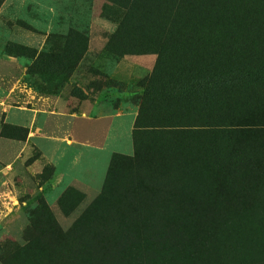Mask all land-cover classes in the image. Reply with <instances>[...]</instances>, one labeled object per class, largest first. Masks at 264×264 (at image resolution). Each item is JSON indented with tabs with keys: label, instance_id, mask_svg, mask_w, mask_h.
Segmentation results:
<instances>
[{
	"label": "rangeland",
	"instance_id": "rangeland-1",
	"mask_svg": "<svg viewBox=\"0 0 264 264\" xmlns=\"http://www.w3.org/2000/svg\"><path fill=\"white\" fill-rule=\"evenodd\" d=\"M200 2L194 0L190 20L208 30L196 37L202 40L196 57L212 39L264 38V0ZM124 14L107 0H4L0 6V264H97L88 243L119 220L126 221L119 230L136 235L122 238L120 264H172L159 254L147 260L138 249L150 233H135L127 220L145 205L219 216L215 238L194 232L200 240L189 246L178 238L173 264H264V243L247 245L243 225V215H264V101L237 108L227 126L205 134L189 127L135 129L143 97H162L167 86L148 87L147 94L141 83L154 62L117 58L115 48L128 33L119 28ZM84 43L72 68L70 58ZM105 58L120 60L126 74L105 75L95 65ZM35 63L44 73L28 72ZM105 91L115 92L112 103L125 114L106 135L74 130L73 114L87 113L91 127L106 120L111 104L102 103L111 99L100 94V104H90ZM215 135L227 144L222 154L209 146ZM246 248L253 252L249 260Z\"/></svg>",
	"mask_w": 264,
	"mask_h": 264
},
{
	"label": "trees",
	"instance_id": "trees-1",
	"mask_svg": "<svg viewBox=\"0 0 264 264\" xmlns=\"http://www.w3.org/2000/svg\"><path fill=\"white\" fill-rule=\"evenodd\" d=\"M3 1L0 0V6ZM107 1L125 11L119 28L127 29L128 33L121 45L115 48L117 58L155 55L151 74L141 86L145 87L147 94L150 93L148 87L156 84L167 86L162 97H148L147 94L143 97L134 123L135 129L164 128L175 132L189 127L194 133L205 134L201 130L207 133L227 126L225 120L237 108L256 100L264 101V38L245 36L243 46L232 38L212 39L200 57H196L202 42L196 37L208 29L197 19L190 20L194 17V0ZM204 2L208 0L200 3ZM85 50L84 43L70 58L72 68ZM27 70L31 74L44 73L38 69L37 63L28 66ZM195 87H199L196 93L193 90ZM212 139L209 146L216 147L218 154H222L225 148L227 151V144L222 138L215 135ZM166 143L170 145L171 140L167 139ZM48 177L49 174L46 179ZM201 212L206 214L203 218H200ZM208 213L137 206L129 215L127 224L135 233L141 228L150 233L145 242H137L138 249L142 250L147 260L159 254L158 260H169L173 264L179 259L176 253V248L180 247L177 246L180 244L178 238L181 237V244L186 246L191 243L195 245L200 240L194 232L215 238L214 230L221 228L218 225L219 216H208ZM109 223L102 228L98 237L88 243L87 252L92 253L97 264H120L123 257L119 256L120 245L124 242L122 238L126 235V238L135 239L136 236L119 230V225L126 223L125 220ZM243 225L244 233L249 235L246 237L247 245L253 249L262 245L260 242L264 243V215H243ZM194 226L196 229H191ZM249 226L253 228L249 229ZM116 231L123 233V236L117 238ZM110 238L115 239L109 242ZM165 247L175 251L166 252ZM243 256L249 260L253 256L252 250L246 248Z\"/></svg>",
	"mask_w": 264,
	"mask_h": 264
},
{
	"label": "crops",
	"instance_id": "crops-1",
	"mask_svg": "<svg viewBox=\"0 0 264 264\" xmlns=\"http://www.w3.org/2000/svg\"><path fill=\"white\" fill-rule=\"evenodd\" d=\"M89 51H90V49H89ZM86 55H88V52L85 54L84 58L86 57ZM154 57L156 59L155 55H154ZM154 57H153V55H142V56H137L134 58L149 59L148 61L155 63ZM121 59H123V58H120V60ZM120 60H117L114 63H111V61L109 59H106V58H105V60L96 59L95 65L98 68H100L101 71L105 72V75H107L109 78L118 79L119 76H124V74H126V73H124V69L120 68L121 66L118 63ZM154 63H153V66H154ZM100 94H104L107 97H109L108 100L111 99V101L109 100L108 103H102V104H111V105H109V108L107 110L105 109L106 114H108L106 120L105 121L103 120V122L100 123L101 125H99L97 127H91L85 121V119H87V117H89L87 113L81 112L79 114V116L77 114H73L74 122L77 121V124L75 126H73L74 130L77 129L80 132H87V131H91V129L93 128L96 131H98L99 134L103 133L106 135L111 130V126H112L111 121L114 120L115 118L122 117L125 114L126 110H125V108H123V106L119 105L116 107L115 104L112 103V99H114V97H115V92H108L107 93L105 91L104 93H98V95H95L93 97L94 100L92 99L91 100L92 103H90V104L98 106L100 104Z\"/></svg>",
	"mask_w": 264,
	"mask_h": 264
}]
</instances>
